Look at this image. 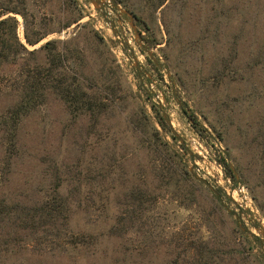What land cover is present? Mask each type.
I'll return each instance as SVG.
<instances>
[{
  "label": "rangeland",
  "instance_id": "1",
  "mask_svg": "<svg viewBox=\"0 0 264 264\" xmlns=\"http://www.w3.org/2000/svg\"><path fill=\"white\" fill-rule=\"evenodd\" d=\"M14 1L0 0V7ZM104 1L97 7L92 0H20L22 15L9 14L18 22L22 43L25 31L52 30L28 48L55 40L73 65L68 77L74 75L106 108L97 121L86 114L75 118L60 99L49 96L21 122L18 155L8 165L0 145V203L36 207L56 198L69 209L54 226L53 244L12 227L11 221L0 229L6 264H169L175 255L185 262L189 254L183 246L199 237L215 248V264H264V60L253 59L260 36L241 35L230 64L236 77L220 79L212 68L216 57L233 55L230 44L223 39L215 55L212 48L205 55L201 46L191 45L217 13L212 0H189L181 13L166 3L154 11L145 0ZM252 1L254 8L258 0ZM120 9L136 15L143 44L150 35L158 42L145 44L151 57ZM9 103L10 97L0 95V110ZM151 103L160 106V116L178 137L160 125ZM182 109L194 114L207 138ZM174 153L181 162L170 158ZM223 153L240 168L243 181L236 169L238 181L226 176L218 163ZM174 163L204 183L187 177L163 190L166 177L176 178L168 173ZM132 190L151 201L137 204L128 196ZM120 217L132 223L117 235L109 227ZM76 238L82 245L74 244Z\"/></svg>",
  "mask_w": 264,
  "mask_h": 264
},
{
  "label": "trees",
  "instance_id": "2",
  "mask_svg": "<svg viewBox=\"0 0 264 264\" xmlns=\"http://www.w3.org/2000/svg\"><path fill=\"white\" fill-rule=\"evenodd\" d=\"M17 1H14V5L10 3H4L0 7V95L10 97V103L0 110V145L4 148V162L8 163L16 157L17 154V142L19 138V127L24 118L28 117L35 109L39 106L44 105L49 96H54L60 99L69 110L72 117L78 118L81 115H88V117L97 121L100 119L101 111H104L106 105L101 100L91 98L88 93L83 89L82 83L76 80V77L72 75V78L68 77V73L73 68L71 62H68L64 49H58V44L55 40L50 39L45 41L38 48L29 49L28 46L34 47L52 30L36 31L30 33L24 32V43H22L17 35L18 22L14 16L9 15L10 13H19L22 15V11L17 5ZM148 9L156 11L162 5L168 9L178 8L179 13L187 9V2L189 0H145ZM214 3L213 10L217 12L211 16L208 21L204 22L202 33L198 37H195L191 41V45L201 46V51L206 55L205 50L209 52V49H213L214 55L216 51L221 48L225 43L230 44V53H233L229 58L221 59L223 57H216L218 65H214L212 70L215 74L214 77H236V71L230 68L231 61L236 58L237 44H240L241 35L246 32L252 36H260L258 45L260 47L259 52L253 59L261 55V58L257 60H264V0H258L257 6L251 8L255 1L252 0H235L231 4H226L223 0H212ZM22 2V1H21ZM118 2V1H117ZM23 3V2H22ZM259 5V6H258ZM257 8V9H256ZM200 9V8H199ZM134 15V14H133ZM136 15H134L135 17ZM81 17L74 18L63 28L69 26L73 22H77ZM140 19V17H138ZM250 20L252 23H250ZM145 29L148 31V27ZM229 29L227 34L226 30ZM257 30V31H256ZM167 34L170 32L166 28ZM258 32V34H257ZM230 34L231 40H226V36ZM145 44L154 46L158 42L154 39L153 35L143 37ZM176 38V37H175ZM178 41L179 36L177 35ZM256 40V39H255ZM253 40L251 44H256ZM172 39L170 38L167 43L170 44ZM243 43V41L241 42ZM206 47V48H205ZM216 49V50H215ZM41 56L39 57V55ZM166 59L167 56H165ZM152 67L158 69L156 64L152 62ZM175 65V66H174ZM173 67H177L174 63ZM15 67L16 71L11 75L5 70L6 67ZM228 70V71H226ZM74 77V79H73ZM4 78L6 80L4 81ZM179 80V79H178ZM7 81V83H5ZM179 85L182 84L180 80ZM173 94V92H172ZM146 95L150 96V92H146ZM175 96V95H172ZM177 97H179L177 93ZM180 98V97H179ZM152 108L159 114L161 108L158 104L151 103ZM181 108L183 106L181 105ZM183 113L187 116L189 121L193 124L194 129L198 134L207 138V130L200 125L194 114L186 113V109H182ZM159 123L162 127L170 129L166 122V118L159 114ZM213 131H216L214 125H209ZM171 130V129H170ZM154 132V131H153ZM218 139H222L220 133H216ZM154 137V134H151ZM164 146L166 142L162 143ZM155 146L153 150H155ZM183 148V145H181ZM156 151V150H155ZM175 154V155H174ZM170 155V158L181 162L180 157L177 153ZM178 158V159H177ZM218 163L226 173V176L231 180H235L233 172L230 168L228 161L226 160V153L220 155ZM173 168L169 169V174L175 173L176 178L169 176L166 177V181L162 184V189L169 190L173 187V181L182 182L187 180V177L192 180H196L199 183H204L203 180H198L192 173L186 170L180 164H175ZM242 180V172L240 168H235ZM179 179V180H178ZM61 184L57 185L56 190L61 188ZM216 190V189H214ZM212 190L214 195L217 197L220 193ZM220 190V189H217ZM132 194H128L137 204H142L147 201H151L145 198V195L132 190ZM68 208H64L62 202L53 199L50 203L40 204V206L21 207L17 204H5L0 203V229L5 225L12 222V227L27 230L34 234L38 239L39 234L43 236L42 241L46 244H53L54 237L53 232L54 226L58 218L62 215H67ZM68 216V215H67ZM132 222L129 218L120 217L117 218L114 223L109 227L110 232L121 235L122 230L126 228L127 224ZM243 233V232H242ZM74 244H81V239H73ZM187 245L183 246V249L189 254V260L179 259L175 255L174 259L169 264H215L217 260L216 251L211 244L201 237L190 240ZM4 242L0 240V264H6L3 257ZM82 245V244H81ZM81 245H76L80 246ZM74 246V247H76ZM184 262V263H183ZM248 262V261H247ZM249 264V263H247Z\"/></svg>",
  "mask_w": 264,
  "mask_h": 264
},
{
  "label": "water",
  "instance_id": "3",
  "mask_svg": "<svg viewBox=\"0 0 264 264\" xmlns=\"http://www.w3.org/2000/svg\"><path fill=\"white\" fill-rule=\"evenodd\" d=\"M92 2H93L97 7L102 6V5H104V3H105L104 0H92ZM97 3H98V5H97ZM120 13L127 15V17L129 18V21H130V25H131V27H132V29H133V31H134L136 41L138 42V44H139L141 47L144 48V50L146 51L147 55H148L149 57H151V51H150V50L145 46V44H143L142 41H141L140 33H139V31L137 30V28H136V26H135V24H134V21H135V20H134V17H133V15H132V13L129 12V11H127V10H121V9H120ZM133 59H134V62L136 63L137 59H136V57H135L134 55H133ZM153 62H154V59H153ZM154 63H155V62H154ZM155 64H156V63H155ZM167 74L169 75V71H168V70H167ZM159 107H160V106H159ZM167 123H168V125H169V127H170V129H171V132H172L173 136H174V137H178V134H177V133L173 130V128L171 127V123H170V121H167ZM228 163H229L230 168H231V170H232V172H233V175H234V177H235V181H238V180H239V176H238L237 171L234 169V167L232 166V164H230L229 161H228ZM246 232H247L249 235L255 236V234H254L253 232H251L250 230H248V229H246Z\"/></svg>",
  "mask_w": 264,
  "mask_h": 264
}]
</instances>
